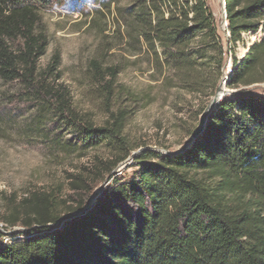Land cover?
<instances>
[{
    "label": "trees",
    "instance_id": "1",
    "mask_svg": "<svg viewBox=\"0 0 264 264\" xmlns=\"http://www.w3.org/2000/svg\"><path fill=\"white\" fill-rule=\"evenodd\" d=\"M62 0H0V78L17 81L39 106L80 134L86 147L111 146L112 157L96 158L99 181L138 146L123 129L134 109H107L97 125L71 104L57 83L59 55L40 69L48 37L41 13ZM234 48L260 26L238 59L232 56L225 95L192 143L174 154L145 150L133 161L128 181L114 178L90 205L89 179L75 177L71 203L56 190L34 189L3 216L21 226L23 238L0 242V264H264V0H224ZM118 37L143 53L170 88L201 98L196 121L223 76L226 51L208 0H110ZM105 102L135 93L116 83V66L90 62ZM76 211H79L76 213Z\"/></svg>",
    "mask_w": 264,
    "mask_h": 264
},
{
    "label": "rangeland",
    "instance_id": "2",
    "mask_svg": "<svg viewBox=\"0 0 264 264\" xmlns=\"http://www.w3.org/2000/svg\"><path fill=\"white\" fill-rule=\"evenodd\" d=\"M109 3L110 0H62L45 9L41 24L48 45L38 66L44 68L55 54L59 55L57 83L69 90L74 109L87 113L97 125L106 120L107 109H134L125 120L123 132L129 144L138 147L111 171V177L106 175L99 181L92 173L96 158L112 157L111 146L86 147L77 131L68 130L46 107L37 105L17 81L5 82L0 78V242L25 236L21 226L9 227L3 216L27 192L53 189L60 199L71 203L83 196L71 190L70 184L80 176L89 179L91 193L86 199L90 205L105 179L108 181L102 190L114 178L128 181L133 176L136 154L145 150L175 152L189 138L201 98L168 87L145 54L130 51L128 44L118 37ZM208 4L226 51L225 63L230 68L233 55L240 59L246 47L261 38V26L254 33L242 35L245 47L238 43L232 48L227 44L229 33L222 0H208ZM94 59L102 67L116 66V83L135 93L139 104L134 105L124 94L115 102H105L99 83L92 77L90 62ZM249 90L264 94V83Z\"/></svg>",
    "mask_w": 264,
    "mask_h": 264
},
{
    "label": "water",
    "instance_id": "3",
    "mask_svg": "<svg viewBox=\"0 0 264 264\" xmlns=\"http://www.w3.org/2000/svg\"><path fill=\"white\" fill-rule=\"evenodd\" d=\"M222 4H223V17L224 19H226V11H225V3L224 0H222ZM226 22V20H225ZM226 26H227V22H226ZM246 52V51H245ZM228 69V64L225 63L223 65V76L220 80V82L218 83V86L213 94L212 97H210V99L207 101L204 109L202 110L199 119H198V126L196 127V129L191 133L190 137L185 141L184 145L182 146V148L180 150H183L184 148L188 147L192 141L199 135L202 133V131L204 130V127L206 125V121H207V117L209 115V113L215 108V106L219 103V101H221L223 99V97L225 95H230L231 93L234 92V90H229L226 86L229 74H230V68L229 71L227 73H224V69ZM175 151V152H161L163 154H174L179 152ZM108 181V179H105V181L103 182V185ZM103 185H101V187H99V190H102ZM79 211H76V213H78Z\"/></svg>",
    "mask_w": 264,
    "mask_h": 264
},
{
    "label": "bare ground",
    "instance_id": "4",
    "mask_svg": "<svg viewBox=\"0 0 264 264\" xmlns=\"http://www.w3.org/2000/svg\"><path fill=\"white\" fill-rule=\"evenodd\" d=\"M224 24H226V22H224ZM245 51H246V50H244V51L242 52L241 57L243 56V54L245 53ZM227 72H228V69L226 68V72H225V73H227Z\"/></svg>",
    "mask_w": 264,
    "mask_h": 264
},
{
    "label": "built area",
    "instance_id": "5",
    "mask_svg": "<svg viewBox=\"0 0 264 264\" xmlns=\"http://www.w3.org/2000/svg\"><path fill=\"white\" fill-rule=\"evenodd\" d=\"M230 70H231V68H230ZM228 71H229V67H228Z\"/></svg>",
    "mask_w": 264,
    "mask_h": 264
}]
</instances>
